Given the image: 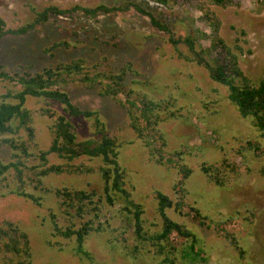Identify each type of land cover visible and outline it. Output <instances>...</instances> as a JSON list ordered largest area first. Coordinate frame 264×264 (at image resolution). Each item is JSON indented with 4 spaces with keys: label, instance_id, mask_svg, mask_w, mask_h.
Here are the masks:
<instances>
[{
    "label": "rangeland",
    "instance_id": "374dc122",
    "mask_svg": "<svg viewBox=\"0 0 264 264\" xmlns=\"http://www.w3.org/2000/svg\"><path fill=\"white\" fill-rule=\"evenodd\" d=\"M129 3L140 5L171 24L176 28V39L184 38L189 32L196 38L198 53L209 50L207 59L210 61L219 59V63H223L231 55L252 82H257L264 74V0H231V4H216L214 0H176L167 6L146 0H0V18L7 28H16L33 20L35 15L30 5L42 10L50 5L65 9L77 4L92 8L100 4L126 6ZM52 21L53 18L38 31L24 36H2L0 66L22 72L23 66L33 65L32 71L36 72L42 67L82 59L86 64H100V70H106L109 65L115 71L131 61L140 75L129 74L127 88L147 99L164 101L162 117L166 118L158 127L163 138H157L152 145L163 149L159 152L165 161L163 165L153 163L142 140L130 127L139 117L137 111L130 117L116 101L100 96L96 90L85 89L77 82H70L65 89L80 108L97 111L110 134L132 142L123 148L120 162L127 172V189L135 188L134 200L143 203L152 217L154 191L160 190L178 199L180 193L175 194L173 186L183 178L180 167L190 168L184 183L186 195L182 194V211L190 215L176 216V220L192 230L199 246L209 256V264H264V139L254 126L253 118L238 113L228 98V88L211 78L185 43L171 44L168 33L159 31L148 16H142L132 6L122 12L100 14L95 19L79 15ZM214 39L222 40L223 44L214 47ZM4 84L6 87L0 84V94L9 87L13 91L19 88ZM120 99L124 101L125 95L120 94ZM36 105L44 106L45 102L32 99L27 102L31 112L36 110ZM172 111L178 116L167 117ZM32 115L29 126L34 128L35 144L46 149L51 140L47 128L50 122L39 112ZM74 122L83 127L86 123L90 128L94 120L75 119ZM139 123L145 126V121ZM83 131L85 134L81 131L80 139L87 134L86 129ZM146 133L151 132L147 129ZM27 134L26 131L18 133L23 139H27ZM247 141L257 150H247ZM30 149L37 150L32 144ZM176 151H181L180 156L174 154ZM50 158L49 163L58 162L53 155ZM224 161L234 165V170L221 168L225 184L217 187L202 172L201 166L219 165ZM90 163L81 157L74 165ZM89 181L101 185L97 174L62 173L43 180L48 187L77 185L81 188ZM49 198L55 202L53 196ZM119 207L115 206L106 217L112 218L110 216L115 215ZM190 207L207 217L205 223L209 228L193 218ZM238 211V216L233 215L229 220L228 217ZM45 212L24 198L12 195L0 198V222H18L29 235L32 264H82V260L70 253L58 252L44 244L45 227H41L35 217ZM169 213L175 217L173 211ZM245 216L252 221L249 228L243 221ZM100 219L103 222L105 217ZM110 222L112 226L120 225L119 218ZM248 229L251 235H247ZM226 234L235 236L242 247L249 244L246 259H238V251L230 238L225 239ZM106 236L110 235L92 236L87 242L93 262L85 264H156V260L146 257L128 262L118 250L110 251L105 247ZM10 256L13 255L5 258L0 255V264H7L5 260Z\"/></svg>",
    "mask_w": 264,
    "mask_h": 264
},
{
    "label": "trees",
    "instance_id": "16d2710c",
    "mask_svg": "<svg viewBox=\"0 0 264 264\" xmlns=\"http://www.w3.org/2000/svg\"><path fill=\"white\" fill-rule=\"evenodd\" d=\"M146 1L167 6L176 0ZM214 1L216 4H231V0ZM130 6L142 16H148L152 25L159 31L168 33V41L171 44L176 46L180 42L185 43L189 51L195 53L198 64L208 70L211 78L228 88V98L237 107L238 113L243 117L253 118L254 126L264 139V74L260 80L252 82L240 70L236 58L231 55V58L223 63H219V59L210 61L207 59L209 50L198 53L195 49L196 38L189 32L184 38L176 39V28L135 3L126 6L100 4L92 8L77 4L65 9L50 5L42 10L30 5L35 16L33 20L19 27L7 28L0 18V38L5 35L24 36L38 31L41 26L51 22V18L52 23L62 17L74 18L79 15L95 19L100 14L122 12ZM213 42L214 47L223 44L220 39H214ZM99 65L86 64V61L77 59L42 67L36 72L32 71L33 65L23 66L22 72L0 66V84L4 87V83L19 87L13 91L8 86V90L0 94V198L12 195L45 209L43 216L37 214L35 217V221L45 227L44 244L58 252L70 253L72 257L82 260V264L86 261L93 262L91 252L87 250V242L92 236L106 233L110 236L105 237V247L110 251L118 250L128 262H136L146 257L156 260V264H209V256L199 246L195 234L176 220V216L190 215L182 210L183 195H186L184 183L191 169L180 167L183 178L173 186L174 193H180L178 199H173L160 190L154 191V215L150 217L145 205L134 200L132 192L135 188L132 186V191L127 189V172L120 162L123 148L132 142L122 140L117 134H110L99 119L97 111L82 109L72 102L65 87L70 82H77L85 89L96 90L100 96L116 101L130 117L137 111L139 117L130 127L142 140L141 143L154 159L153 163L164 164L165 161L159 156L163 149L152 147L157 138H163L158 127L166 118L162 117L165 110L164 101L147 99L139 92L127 88V76L140 75L131 61L115 71L109 65L106 70H100ZM120 94L125 95L124 101L120 99ZM30 99L44 101L45 105H36V110L31 112L27 107ZM37 112L50 122L47 128L51 140L46 149L35 144L34 128L29 126L32 123V114ZM175 113L172 111L167 117L178 116ZM75 119H93L94 122L88 128L86 123L84 127L79 123L75 124ZM140 120L145 121V126L139 123ZM84 129L87 134L80 139V132L84 133ZM147 129L151 133L145 134ZM20 131L28 133L27 139L18 135ZM31 144L37 148L36 152L30 149ZM161 144L163 147L164 142ZM246 145L247 150H257L250 141H247ZM174 154L180 156L181 151ZM52 155L58 162L49 163ZM81 157L90 161V165H74ZM221 168L234 170V165L224 161L219 165L201 166L202 172L217 187H223L225 184ZM62 173L97 174L101 185L90 181L82 188L77 185L48 187L44 184L45 178ZM49 195L53 196L55 202L51 201ZM117 205H120V209L115 215H111L112 218L106 217ZM170 211L174 212L175 217L170 215ZM190 211L195 220L209 228L205 223L206 216L195 207H190ZM238 214L239 211L231 214L229 220ZM250 215L253 217V212ZM101 217H105L103 222L100 221ZM113 218L120 219L119 226L111 225L110 220ZM243 221L249 228L252 222L249 217L245 216ZM251 234L248 229L247 235ZM228 238L238 251V259H246L249 244L242 247L235 236L226 234L225 239ZM0 255L4 258L6 255L14 256L5 260L7 264H32L30 238L18 222H0Z\"/></svg>",
    "mask_w": 264,
    "mask_h": 264
}]
</instances>
